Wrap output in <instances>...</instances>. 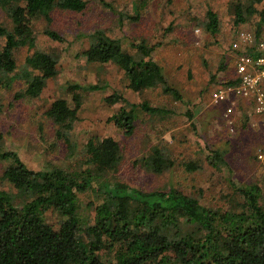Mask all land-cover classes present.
Segmentation results:
<instances>
[{"label": "trees", "instance_id": "trees-1", "mask_svg": "<svg viewBox=\"0 0 264 264\" xmlns=\"http://www.w3.org/2000/svg\"><path fill=\"white\" fill-rule=\"evenodd\" d=\"M88 3L0 0V9L11 20V26L0 21V86L16 73L18 51L27 48L32 52L24 68L26 87L16 98L39 97L47 81L61 70L53 52L35 48L37 21L51 24L56 13L79 14ZM257 3L264 0H250L246 7L240 2L234 23L240 26L248 16L260 13L255 33L259 39L264 31V9L258 10ZM207 18V28L217 32V14L209 10ZM41 33L59 42L66 40L53 27L47 26ZM91 34L93 39L82 52L89 63H112L125 86L136 92L161 87L180 98L153 58L160 43H133L131 53L119 38L102 32ZM102 88L71 82L63 90L72 95L73 106L67 98L57 96L45 111V117L57 126V137L67 144L73 163L35 170L18 152L0 146V160L7 163L2 180L15 188L0 189V264H264V187L258 181L242 186L234 183V191L222 196L226 207L225 203L211 205L175 185L141 190L123 182L116 177L124 162L123 148L112 136L91 137L77 151L70 131L80 120L83 94ZM105 100L111 106L127 103L110 117L127 136L136 131L139 109L150 114L167 112L147 101L127 102L119 92ZM208 160L217 168L224 161L217 152ZM177 162L169 142L162 140L134 164L162 175ZM180 163L188 173L201 167L191 159ZM88 192L93 198L86 202L83 195Z\"/></svg>", "mask_w": 264, "mask_h": 264}, {"label": "rangeland", "instance_id": "rangeland-1", "mask_svg": "<svg viewBox=\"0 0 264 264\" xmlns=\"http://www.w3.org/2000/svg\"><path fill=\"white\" fill-rule=\"evenodd\" d=\"M88 2L82 13L65 16L56 13L51 24L44 19L37 21L35 48L53 52L61 70L58 76L47 81L39 97L16 98L26 87L24 68L32 50L18 51L16 73L0 86V146L18 152L35 170L73 163L74 158L68 157L67 144L57 137V126L45 117V111L57 96L67 98L73 106L72 95L63 90L69 83L98 84L103 88L83 94L80 120L73 125L70 137L78 152L94 136H112L119 141L124 162L116 177L123 182L141 190L175 185L199 197L203 203H225L224 207L227 205L222 196L234 191V183L242 186L258 181L264 187L263 124L253 121L252 106L247 101L239 99L229 117L226 111L231 103L213 102V95L222 84L237 77L234 69L238 52L233 50L232 44L244 31L256 33L260 13L248 16L240 26L234 23L237 5L241 2L246 7L250 0ZM255 6L258 10L264 9V3ZM209 10L219 19L215 33L206 25ZM0 21L11 26V20L1 9ZM47 26L57 29L65 42L41 33ZM95 32L119 38L123 48L131 53H134L133 43H160L152 52L153 58L161 66L167 83L178 90L180 98L161 87L136 92L125 86L112 63H89L82 52L93 39L91 33ZM114 92L122 94L127 102L147 101L167 112L150 114L139 109L136 131L127 136L110 120L113 113L127 104L121 101L108 105L105 98ZM162 140L169 142L178 161L174 168L156 175L134 164L135 159ZM214 152L224 159L218 168L208 160ZM189 159L201 163L196 172L188 173L181 165L180 162ZM6 164L0 160V189L14 191V187L2 180ZM92 198L90 192L83 195L86 202Z\"/></svg>", "mask_w": 264, "mask_h": 264}, {"label": "built area", "instance_id": "built-area-1", "mask_svg": "<svg viewBox=\"0 0 264 264\" xmlns=\"http://www.w3.org/2000/svg\"><path fill=\"white\" fill-rule=\"evenodd\" d=\"M232 48L240 52L235 61L238 82H224L214 93L213 102L231 103L226 111L229 117L239 99L247 101L253 108V121L258 120L264 126V31L259 39L255 33L244 31Z\"/></svg>", "mask_w": 264, "mask_h": 264}, {"label": "crops", "instance_id": "crops-1", "mask_svg": "<svg viewBox=\"0 0 264 264\" xmlns=\"http://www.w3.org/2000/svg\"><path fill=\"white\" fill-rule=\"evenodd\" d=\"M236 73L235 69H234V74ZM233 77H235V75H233ZM236 79V78H235ZM235 79L233 81H235ZM227 82V81H225ZM252 111H253V108H252Z\"/></svg>", "mask_w": 264, "mask_h": 264}]
</instances>
